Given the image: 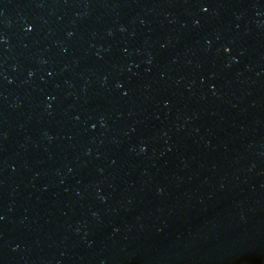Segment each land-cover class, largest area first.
I'll use <instances>...</instances> for the list:
<instances>
[{"label": "water", "instance_id": "95a60500", "mask_svg": "<svg viewBox=\"0 0 264 264\" xmlns=\"http://www.w3.org/2000/svg\"><path fill=\"white\" fill-rule=\"evenodd\" d=\"M0 264H264V0H0Z\"/></svg>", "mask_w": 264, "mask_h": 264}]
</instances>
